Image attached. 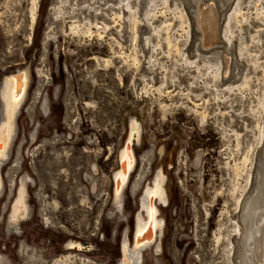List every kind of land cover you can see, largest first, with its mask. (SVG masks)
Masks as SVG:
<instances>
[{"label":"rangeland","instance_id":"obj_1","mask_svg":"<svg viewBox=\"0 0 264 264\" xmlns=\"http://www.w3.org/2000/svg\"><path fill=\"white\" fill-rule=\"evenodd\" d=\"M145 2L137 8L141 17L152 10L149 0ZM220 2L226 4V17L231 8L242 2L241 17L228 21L233 36L229 35V50H224L230 54L227 80L222 82L211 77L213 70L206 60L212 56L204 53L203 59L195 54L194 37L189 42L188 36L178 30L173 7L164 15L144 18L143 28L151 37L146 41L142 38L147 34L132 38L127 13L120 19L112 12L107 17L97 14V27L107 25L103 36L97 38L83 33L85 26L93 25V13L85 9L76 11L74 4L69 8L75 0H39L34 22L33 0H0V79L19 68L31 70L29 99L16 119L19 147L15 158L13 155L3 169L6 173L13 160L15 164L24 156L22 168L33 179L28 189L31 214L21 224L18 236L4 231L5 221L2 224L0 217V256L6 262L116 263L119 251L115 240L130 226L138 196L125 189L123 216L115 213L109 199L110 175L126 122L134 116L141 138L135 148L137 162L130 181L139 179L140 185H145L154 169L161 167L168 200L167 206H158L165 222L161 249L157 255L154 248L143 251L141 264L235 263L234 254L226 259L223 252L226 238H235L229 227L239 222L235 198L239 191L251 192L258 160L264 152V0ZM56 3L62 7L57 9L59 14L55 12ZM179 3L188 11L189 0ZM157 8L162 11V6ZM166 23H171L172 28ZM225 24L224 17L219 27L224 28ZM72 25L80 28L81 35L74 32ZM46 32L55 38L45 45ZM222 33L224 36V30ZM223 39L217 42L218 46L226 42ZM93 53L94 59H90ZM132 54L142 58L137 60L139 64L131 60ZM186 55L194 57L192 64L182 61ZM95 59L111 62L105 65L94 62ZM230 63L234 64L232 73ZM4 66L7 69L2 71ZM40 80L49 99V109L42 116L39 108L28 111ZM31 132L37 138L36 144L28 155L29 143L20 153ZM161 145L164 153L159 158L156 149ZM146 151H152L151 163L144 167L141 156ZM197 151L200 161L196 171L192 161ZM244 158L246 162L242 163ZM93 164L95 173L91 169ZM235 164L240 170L234 168ZM247 173L252 175V184L245 183ZM242 187L244 190H240ZM36 192L42 197L37 198ZM6 194L7 190L0 199V212ZM101 234L104 238L100 241ZM69 237L80 242L82 248L80 252H68L90 262L80 260L78 255L60 258L66 254L65 242ZM22 243L31 246L26 262L25 255L22 260L17 253ZM86 247L90 250L83 252ZM55 259L58 260L53 262Z\"/></svg>","mask_w":264,"mask_h":264},{"label":"bare ground","instance_id":"obj_2","mask_svg":"<svg viewBox=\"0 0 264 264\" xmlns=\"http://www.w3.org/2000/svg\"><path fill=\"white\" fill-rule=\"evenodd\" d=\"M38 1L39 0H33V3H32V7H33V9H32L33 14L31 16L32 22H34V20H35L34 10L36 11ZM81 1H82V4H79V0H75V3H69L70 4L69 8H71V5L74 4L76 6V8H75L76 11L77 10L80 11L82 9H85V11H91V13H93V19H92L93 25L88 24L91 21L87 22L88 25L85 26L82 31H83V33L87 34L88 37L91 34H93V36H96L97 38L101 37V35L103 36V34L106 30V28H104V27L107 26V25L105 26L104 23L102 22L104 27L103 28L97 27V22H98V20L96 21L97 14H100L101 16L107 17L109 12L110 13L112 12L114 14V16L115 15L117 16V19L118 18L120 19L125 15V13H127V15H126L127 19L131 23V29H132L131 32H133L131 34L132 38L135 39L138 36H143V35L147 34L148 36H146L145 38H142V39L148 41L147 39L150 36L145 31V29L143 28L144 18L151 19V18H156L157 16H161V14L164 15L163 13H166L165 11H169V10H171V7H173V10H172L173 16L179 22V29L178 30H180L182 33H185V35L188 36L189 42H190V40L193 39V37H194L195 41L197 42V50H196L197 53H195V54H197L200 57H203V59L206 57L204 55V53L205 54L209 53L212 56V57L208 58L207 60L205 59L206 62L209 64V67L213 70L211 77L212 76L214 78L217 77L218 79H220L221 82L223 81L224 78H226V80H227V73L229 70L228 69L229 68V58H228L229 56L228 55L230 54V53L229 54L226 53L230 48V47H227V44L230 43V45H231L230 38L233 36V34H231V31H230L231 28L229 27L230 25H228V21L230 20V18L235 19L238 15H240V17H241V7L242 6L240 7V5L242 2L241 3L238 2L237 6L233 10L231 8L230 15L228 14L229 16L227 15V17H226V16H224L225 15L224 13L226 10V4L222 5L220 0H214L217 3L218 9H219L218 11L216 10L217 7H216L214 1L207 3L209 0H189L188 11H186L185 8L183 7V5L181 3H179L180 0H173L172 5L170 4V2L172 0H149L148 4L151 5L152 10H148L141 17L140 12L137 11V8L140 9L142 7L141 6L142 3H144L146 0H81ZM229 1H231V0H227V3H229ZM237 1H241V0H237ZM66 2H68V1H66ZM60 3H62V1ZM60 3H58V4L56 3L57 6L55 7L56 8L55 12H57V9L61 7V6L59 7ZM145 3H147V2H145ZM64 4H65V2H64ZM107 4H109V5H107ZM150 5L148 7H150ZM102 6H105V9H103ZM158 6H162L161 12L157 11L159 9V8H157ZM59 12H57V13L59 14ZM61 12H64V11L62 10ZM57 13H55V14H57ZM80 13H82V12H80ZM71 14H69V15H71ZM66 16H68V15H66ZM56 17H57V15H56ZM80 17H81V15H80ZM224 17H225V23L226 24L224 25V28L223 27L221 28L219 26H221L222 21H224ZM64 18H65V16H64ZM64 18H62V19H64ZM65 19H67V18H65ZM71 19H72V17H71ZM111 19L113 20L112 17H111ZM104 21L106 22V18ZM79 22H81V21H79ZM83 22H85V21H83ZM84 24H83V26H84ZM170 24L171 23L167 24L166 26L171 27L172 24L171 25ZM235 24H237V23H235ZM148 25H150V24H148ZM109 27L110 26H108L107 28H109ZM49 28H46V29H49ZM78 28H77V26H73L74 32L76 31V33H77V31H79V29H80V28L79 29ZM92 28H95V29L91 30ZM94 30H96V31H94ZM169 30H170V28H169ZM223 30L225 33L224 36L222 33ZM80 31L78 34H80ZM148 31H151V30H148ZM76 33H74V34H76ZM152 33L155 34V32H152ZM166 33H167V31H166ZM174 33H175V31H174ZM229 35H232V36L229 37ZM83 36H84V34H83ZM77 37H79V36H77ZM221 37H224L226 42H223L222 45L220 44L218 46L217 42L219 40L221 41L223 39ZM54 38L55 37H53V35L51 36V33H47L46 37L44 38L43 43L46 45L47 41H49L51 39L53 40ZM170 38H172V36ZM185 38H186V36H185ZM188 38H186V39H188ZM100 40H102V39H100ZM135 40H133V42ZM167 41H169V39ZM170 41H171V39H170ZM144 43H145V41H144ZM183 44H184V42H183ZM186 44H187V42H186ZM215 45H217V46H215ZM218 49H220L219 52L218 51L216 52V50H218ZM175 50L177 51V54L180 53V52L178 53L179 50L177 47H175ZM224 50L226 52H224ZM217 53H218V55H217ZM175 54H176V52H175ZM128 58H129V56H128ZM130 58H131V60H134L137 62V60L140 59L141 57L138 58L137 54L136 55L132 54V55H130ZM193 58H190L186 55V57L182 58L183 59L182 61L184 63H188V65H190V64H192ZM95 61L96 62L100 61L102 63H105V65L111 62L110 60H102L101 61L99 59H95ZM233 65H234L233 63L230 65V67L232 66V70H230V73H232L234 70ZM0 66H3V64ZM107 67H106V69H107ZM5 69H7V67L4 66L2 71H4ZM16 71L17 72L19 71L21 73V78H20L21 80L20 81L16 82L14 79H12L13 78L12 74L4 75L0 79V199L2 198L3 194L5 193V190H7V194L9 191L8 190L9 189L8 188V182H7V179L5 176V172L3 173V169H4V166L9 163L11 157L13 156L14 146H15V143L17 140V134H16L17 133V120L16 119L21 114L23 107L28 102L29 88H30V82H31V79H30L31 78V70L29 67L19 68ZM233 74H235V72ZM232 77H234V76H232ZM218 79H217V81H218ZM242 84H244V83H242ZM19 85L21 86L20 91L17 88V86H19ZM42 87H44V89L42 90V92H40ZM45 87L46 86H43V84L41 83V80H40L39 85L33 91L34 98L32 101H30V104L28 105V106H30L28 108L29 112L32 109H38L41 102H44L45 105L47 104L48 98L46 96L47 93L44 92ZM232 88H230V89H232ZM16 92H20V93H16ZM226 92H229V91H226ZM55 93H56V91H55ZM46 112H47V110H46ZM254 113H256V112H254ZM45 114L46 113H44V114L42 113L41 116L45 115ZM202 117H203V115H202ZM139 128H140L139 124H137L136 120H134V118L131 117L129 119L128 141H130V142L138 141L139 131L141 130ZM28 140H29V135H28ZM36 142L37 141L31 142L30 140L27 142V140H25L24 145H22V147H20L21 148L20 153L23 152V149H24L23 147L25 146V144L29 143L30 145L28 146V149L26 151V153L28 155L31 146L35 145ZM18 147L19 146L15 147L16 150H18ZM16 150H15V155H16ZM263 151H264V144H263ZM151 152L152 151H150V152L146 151L145 154L143 156H141V161H143L144 167L146 164L151 163L150 162ZM14 158H15V156H14ZM23 159H24V156L21 157L19 159V161H16L15 164H14V160H13L12 165L10 166L14 172H13V174H11V172H10L9 177H8V181H10L11 184L13 181V184L11 186V191L14 192V190H15L16 195L14 193L15 198H14L13 202L11 203L9 212L7 213V215L5 217V219H6L5 227L3 225V227L5 228L4 231H6L8 233L11 232L13 235H16V236H18L20 234V231H18L19 230L18 227L21 225L22 222L27 221L28 217H30V214H31V209H30V206L28 204V189H29V184H30V182H33V179L28 174L27 169L23 170V168H22ZM133 161H134L133 151H132V149H131V151L128 149V144L126 143L125 149L123 151H121V153H120V170L117 171V173H115V176L113 179L114 180L113 181V191H112V194H110L109 199L110 198L112 199L111 204L113 206V209H115L114 212L119 214L120 216H123V212L121 210V205H122L123 193H124L125 189L128 188L130 190L131 194L136 193L137 194L136 196H138V199L136 201V212L134 214H132L130 226L125 227L124 230L120 234H118V237L115 240L118 243V251H119V254L121 255V260L118 264H141L143 251H145L148 248H154V251L157 255V252H159V250L161 249V238H162V234H163V228L165 226L163 219L160 217V213H159V210L157 207V204L159 206L161 203L164 205L168 201L166 191L164 188L165 177L163 175L164 174L163 170H157L154 173V175L152 172L150 175L149 181L145 185L144 184L140 185L139 179H135L134 181L131 182L130 181L131 176L128 178V173H129L130 168L133 166ZM244 161H245V158L243 159L242 163H244ZM235 165L236 166L234 168L236 170H240L237 167V164H235ZM91 169H92L93 173L96 172L95 164L92 165ZM236 175H238V173ZM245 183L252 184V175L250 173L246 174ZM34 186H35V184H34ZM134 186L136 187L135 190H133ZM252 187H253V189H252ZM252 187H251L252 191L250 192L251 194L250 193L249 194H243V191H239L240 193L235 198V205H236L235 208L237 207L238 211H239V222H235L232 225V228L229 227V229H232V232H233L232 237L235 236V238H233V239L232 238H226L227 236L224 235V236H226L225 237L226 241H224V244H223V250H224L223 252L225 254V257H226V259H228L227 256L229 254H231V256L234 254L235 257L234 256L233 257L236 260L235 261L236 264H264V152H262L261 157L258 160V167H257L256 175H255V182L253 183ZM91 189L93 190V185L91 186ZM242 189L244 190L243 187L240 190H242ZM7 194H6V198L3 201L4 203L5 202L7 203V201H8L7 200ZM35 196L37 198L42 197L40 192H36ZM109 213H111V211ZM0 217L2 220V224H3L4 214H2L1 212H0ZM134 221H135V225H134ZM14 230H16V231H14ZM148 230L150 232L149 234L147 233ZM143 233H144V237H143ZM97 237H98V233H97ZM127 237H129V242L131 244V247L129 246V242H128ZM100 238H101V239H99L100 241L104 238L102 234H101ZM219 239H218V241H219ZM121 240H122V242H121ZM75 241L76 240L72 241V239L70 237L66 240L65 248H64V251L66 252V254L60 256V258L63 257L65 260V259L72 257V256L73 257L76 255L79 256V254L74 253L72 255V252H70V251L68 252V250H70V247H74V245H76V247H74V249L76 251H78V252L81 251L80 242H78V241L75 242ZM120 243H121V253H120ZM87 248L88 247H86V249H84L83 252H88L90 250V249L87 250ZM33 256L31 255V258H33ZM225 257H224V259H225ZM60 258H58V259H60ZM79 259L82 261H84L86 259L88 262H90L89 259L84 257V256H82V257L79 256ZM118 260H119V258H118ZM118 260L116 261L115 264H117ZM229 261L227 260L226 262L229 263ZM60 262L62 263V261H60ZM68 262H70V261H68ZM54 264H57V262H55ZM94 264H96V263L94 262Z\"/></svg>","mask_w":264,"mask_h":264},{"label":"flooded vegetation","instance_id":"obj_3","mask_svg":"<svg viewBox=\"0 0 264 264\" xmlns=\"http://www.w3.org/2000/svg\"><path fill=\"white\" fill-rule=\"evenodd\" d=\"M211 1H214V0H209L207 3H209V2H211ZM206 3V2H205ZM214 3H215V5H216V10L218 11L219 9H218V6H217V3L214 1ZM107 5H109V4H107ZM94 59V53H93V55H92V57L90 58V59ZM94 62H96V61H94ZM55 91L56 90H54V93H55ZM57 92V91H56ZM56 94V93H55ZM46 96H47V98H48V95L46 94ZM28 99H29V97H28ZM48 100V102H47V104L45 105L44 104V102H41V104H40V106H39V110L44 114V113H46V110H48L49 109V99H47ZM17 140H18V138H17ZM16 140V143H15V146H14V151H13V155L15 156V150H16V148L15 147H17L18 146V143L17 142H19V141H17ZM27 140V142L30 140L31 142L32 141H37V138L36 139H34V133L33 132H31V133H29V140L28 139H26ZM199 161H200V151H197V153H196V155H195V160H193L192 161V166L194 167V168H196V171H197V166H198V164H199ZM10 172H11V174H13V169L10 167L8 170H7V172L5 173V176H6V179H7V182H8V193H9V198L7 199L8 201H7V203L5 202V203H3V211H6L5 213H2V209H1V213L2 214H4V217H3V222L4 221H6V219H5V217H6V215H7V213L9 212V210H10V206H11V203L13 202V200H14V198H15V196H14V193H15V195H16V191L14 190V192L13 191H11V186H12V184H13V181H12V184L10 183V181H8V177H9V174H10ZM254 182H255V180H254ZM136 189V187L134 186L133 187V190H135ZM252 189H253V187H252ZM252 191V190H251ZM251 194V193H250ZM8 195V194H7ZM14 196V197H13ZM6 209H8V210H6ZM160 217L162 218V216L160 215ZM163 219V218H162ZM164 221V220H163ZM23 223V222H22ZM21 223V224H22ZM134 225H135V221H134ZM164 225H165V222H164ZM21 226V225H20ZM20 226L18 227V229H20ZM4 227H5V224H4ZM14 231H16V230H14ZM127 239H128V242H129V237H127ZM121 242H122V240H121ZM129 246L131 247V244H130V242H129ZM31 251V246H28L26 243H22V244H20V248L18 247V251H17V253H18V255L20 254V259H24V255H25V260H24V262H26V260H28V258H29V255H27V253H29ZM120 253H121V243H120ZM0 254H1V252H0ZM2 255V254H1ZM34 255V254H33ZM35 256V255H34ZM33 256V257H34ZM142 257H143V254H142ZM58 259H55L53 262H55V261H57ZM120 260H121V255L119 254V260H118V262H117V264L120 262ZM0 264H10V263H8V262H6V260H4L3 259V256H0Z\"/></svg>","mask_w":264,"mask_h":264},{"label":"built area","instance_id":"obj_4","mask_svg":"<svg viewBox=\"0 0 264 264\" xmlns=\"http://www.w3.org/2000/svg\"><path fill=\"white\" fill-rule=\"evenodd\" d=\"M132 118H134V120H136V122H137V124H139V122L137 121V119L134 117V116H131ZM130 117V118H131ZM129 118V119H130ZM129 119L127 120V122H126V131H125V134H124V136H123V138H122V141H121V144H119L118 145V147H117V149H116V164H115V167H114V169H113V171L111 172V175H110V183H111V186H110V194H112V191H113V179H114V176H115V173H117V171H119L120 170V153H121V151H123L124 149H125V144L127 143L128 144V149L131 151V149H132V151H133V156H134V161H133V166L130 168V170H129V173H128V178L131 176V174L133 173V171H134V168H135V164H136V162H137V157H136V155H135V148L136 147H139V145H140V138H141V131H139V135H138V141H133V142H130V141H128V130H129ZM161 150V151H160ZM160 151V152H159ZM163 153H164V148H163V145H161L160 147H158L157 149H156V155L159 157V158H161L162 156H163ZM136 159V160H135ZM167 165H169V164H167ZM171 166L169 165V168H170ZM166 169V168H165ZM157 170H163L161 167H157V168H155L154 169V172H153V175H154V173L157 171ZM167 170V169H166ZM164 173V172H163ZM164 175V177H165V181H166V176H165V173L163 174ZM166 184V183H165ZM30 185V184H29ZM165 188V187H164ZM166 191V190H165ZM111 201H112V199L110 198V203H111ZM122 204H123V200H122ZM167 204H168V201H167V203L166 204H160V207H165V206H167ZM111 206H112V204H111ZM159 205L157 204V207H158ZM112 208H113V206H112ZM121 208H122V205H121ZM114 210V209H113ZM75 242H77V241H75ZM74 247H76V245H74ZM74 247H70V249L72 248V249H74ZM81 247V246H80ZM82 248V247H81Z\"/></svg>","mask_w":264,"mask_h":264},{"label":"water","instance_id":"obj_5","mask_svg":"<svg viewBox=\"0 0 264 264\" xmlns=\"http://www.w3.org/2000/svg\"><path fill=\"white\" fill-rule=\"evenodd\" d=\"M12 79H14L16 82H18V81H20L21 79V73L18 71H15L14 73H12ZM17 88H18V90L20 91V89H21V86L19 85V86H17ZM16 93H20V92H16ZM148 234L150 233L149 232V230H148V232H147ZM143 237H144V233H143Z\"/></svg>","mask_w":264,"mask_h":264}]
</instances>
